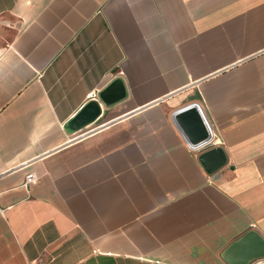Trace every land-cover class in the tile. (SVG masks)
<instances>
[{
    "label": "crops",
    "instance_id": "0c3cea01",
    "mask_svg": "<svg viewBox=\"0 0 264 264\" xmlns=\"http://www.w3.org/2000/svg\"><path fill=\"white\" fill-rule=\"evenodd\" d=\"M118 78L126 98L106 107ZM192 104L213 133L198 149L175 120ZM215 147L227 164L209 175ZM251 231L264 0H0V264H229Z\"/></svg>",
    "mask_w": 264,
    "mask_h": 264
},
{
    "label": "water",
    "instance_id": "95a60500",
    "mask_svg": "<svg viewBox=\"0 0 264 264\" xmlns=\"http://www.w3.org/2000/svg\"><path fill=\"white\" fill-rule=\"evenodd\" d=\"M126 98V89L122 79L118 78L99 94V101L110 107ZM99 101L90 102L72 122L75 129L83 128L101 115ZM175 120L181 128L186 141L194 149L211 143L213 133L198 104H192L177 112ZM199 161L209 175H213L227 164V156L221 147L204 151ZM229 264H250L264 260V237L255 231L249 232L226 252Z\"/></svg>",
    "mask_w": 264,
    "mask_h": 264
},
{
    "label": "built area",
    "instance_id": "2783aa9c",
    "mask_svg": "<svg viewBox=\"0 0 264 264\" xmlns=\"http://www.w3.org/2000/svg\"><path fill=\"white\" fill-rule=\"evenodd\" d=\"M37 182H38V177L35 174H29L25 179V183L23 187L30 188L32 185L36 184Z\"/></svg>",
    "mask_w": 264,
    "mask_h": 264
}]
</instances>
